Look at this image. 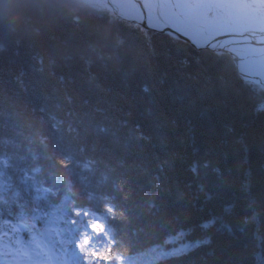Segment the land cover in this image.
<instances>
[{
  "label": "trees",
  "instance_id": "obj_1",
  "mask_svg": "<svg viewBox=\"0 0 264 264\" xmlns=\"http://www.w3.org/2000/svg\"><path fill=\"white\" fill-rule=\"evenodd\" d=\"M151 33L83 0H0V212L50 187L46 219L68 196L123 264H264V96L228 54Z\"/></svg>",
  "mask_w": 264,
  "mask_h": 264
},
{
  "label": "snow or ice",
  "instance_id": "obj_2",
  "mask_svg": "<svg viewBox=\"0 0 264 264\" xmlns=\"http://www.w3.org/2000/svg\"><path fill=\"white\" fill-rule=\"evenodd\" d=\"M177 9V23L186 26L235 25L237 34L247 41L250 49L264 55V0H168ZM170 30H177L169 25ZM254 37V39H253ZM241 83L258 97L264 96V69L250 72L237 67ZM264 111V99L257 104ZM35 203L20 201L0 217V264H123V257L113 254L117 241L108 225L85 206H78L65 196L60 203L61 215L55 221L46 219L39 201L56 196L50 187H35ZM2 203V202H0ZM108 212H114L110 205ZM19 210L18 215L14 213ZM30 213V214H26ZM91 217V218H90ZM43 221V225L38 224ZM106 236L103 247L93 245V236ZM27 237V239L25 238Z\"/></svg>",
  "mask_w": 264,
  "mask_h": 264
},
{
  "label": "bare ground",
  "instance_id": "obj_3",
  "mask_svg": "<svg viewBox=\"0 0 264 264\" xmlns=\"http://www.w3.org/2000/svg\"><path fill=\"white\" fill-rule=\"evenodd\" d=\"M115 1L120 7L128 9V4L125 0ZM83 2L89 5L92 3L86 1ZM134 2L138 16L142 18L146 17L148 20H152L154 23L171 25L172 27L187 33L189 36L200 40H216L219 42L222 38V35L227 32V29L233 28L240 31L239 28H236L232 25L186 26L179 24L177 23L176 15L178 10L172 7L168 0H134ZM114 15L118 16L116 14ZM123 21L128 23L130 22L127 21V19H123ZM224 41H227V44L230 45V51L236 60L237 67L240 66L243 68V70L250 72H258L261 69H264V55L250 49L247 41L244 40V38H237L234 36L230 37L229 39H225Z\"/></svg>",
  "mask_w": 264,
  "mask_h": 264
},
{
  "label": "water",
  "instance_id": "obj_4",
  "mask_svg": "<svg viewBox=\"0 0 264 264\" xmlns=\"http://www.w3.org/2000/svg\"><path fill=\"white\" fill-rule=\"evenodd\" d=\"M100 1L104 3L112 13L120 17L130 19L131 21H135L138 24L142 25L144 28L169 34L177 39H181L190 43L192 46L198 49H210L218 54H223V53L229 54L233 59H234L233 54L230 51L231 47L229 44H227V41L224 40L234 36L237 38H243L242 36L237 34L240 31L230 28L227 29V32L224 33V35H222V38L219 42H217L216 40H212V41L200 40L195 37L189 36L187 33L177 28H176L177 30L175 31L170 30L169 25L167 24L165 25V24L154 23L152 22V20H148L146 17L142 18L138 16V14L136 13L134 0H125L128 4V9L120 7L115 0H100ZM234 61L236 64L235 59Z\"/></svg>",
  "mask_w": 264,
  "mask_h": 264
},
{
  "label": "rangeland",
  "instance_id": "obj_5",
  "mask_svg": "<svg viewBox=\"0 0 264 264\" xmlns=\"http://www.w3.org/2000/svg\"><path fill=\"white\" fill-rule=\"evenodd\" d=\"M83 1H86V2H89V3H91V2H93L96 6H100V7H102V8H108L104 3H102L100 0H83ZM108 10V9H107ZM109 11V10H108ZM133 25L134 26H137V28H140L143 32L146 30V29H142V27L139 25V24H135V23H133ZM232 26H234V27H236V28H239L238 26H235V25H232ZM240 29V28H239ZM241 30V29H240ZM152 33L151 34H154V33H157V32H155V31H151Z\"/></svg>",
  "mask_w": 264,
  "mask_h": 264
}]
</instances>
